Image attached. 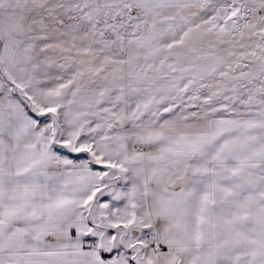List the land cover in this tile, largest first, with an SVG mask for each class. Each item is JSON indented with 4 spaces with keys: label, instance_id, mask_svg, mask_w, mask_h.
<instances>
[{
    "label": "snow or ice",
    "instance_id": "obj_1",
    "mask_svg": "<svg viewBox=\"0 0 264 264\" xmlns=\"http://www.w3.org/2000/svg\"><path fill=\"white\" fill-rule=\"evenodd\" d=\"M0 264H264V0H0Z\"/></svg>",
    "mask_w": 264,
    "mask_h": 264
}]
</instances>
